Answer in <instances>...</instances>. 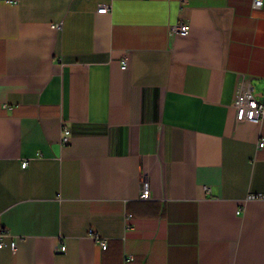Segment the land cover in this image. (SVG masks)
Masks as SVG:
<instances>
[{
	"label": "crops",
	"instance_id": "1",
	"mask_svg": "<svg viewBox=\"0 0 264 264\" xmlns=\"http://www.w3.org/2000/svg\"><path fill=\"white\" fill-rule=\"evenodd\" d=\"M246 78L264 0L0 1V264H264Z\"/></svg>",
	"mask_w": 264,
	"mask_h": 264
},
{
	"label": "built area",
	"instance_id": "2",
	"mask_svg": "<svg viewBox=\"0 0 264 264\" xmlns=\"http://www.w3.org/2000/svg\"><path fill=\"white\" fill-rule=\"evenodd\" d=\"M4 1L6 3L10 4H16L17 0H0ZM254 6L257 8H260L263 5V0H253ZM110 11V6L102 5L98 9V13L100 14H106ZM172 33H179L183 36L188 35L189 33V25L187 24H180L178 26H175L172 28ZM127 68V62L124 61L122 63L121 69L125 70ZM233 107L235 109L236 115L235 119L237 123L242 122H249L253 124L260 125L264 121V99L260 100L258 99L253 90L252 86L250 84V80L248 78L244 79L241 82V85L236 91L235 98L233 101ZM65 137H64V143L69 142V135L70 131L68 129L65 130ZM264 147V141H260L259 148ZM28 165L27 162H24L22 164L23 168H26ZM141 200L148 201L151 199V190L150 188L145 185L141 189L140 197ZM253 198H260L259 195L254 196ZM238 213H241V209L238 211ZM130 216H128L129 218ZM89 234L96 239V241L101 245L102 249L105 250L107 248V241L100 239L99 236L94 234L93 230L89 231ZM65 247L61 248V251H64ZM134 263V257L131 255H127L124 260V264H133Z\"/></svg>",
	"mask_w": 264,
	"mask_h": 264
}]
</instances>
